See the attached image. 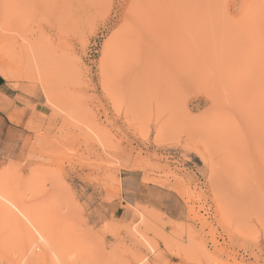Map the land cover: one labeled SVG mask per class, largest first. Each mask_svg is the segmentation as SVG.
I'll list each match as a JSON object with an SVG mask.
<instances>
[{
    "label": "rangeland",
    "instance_id": "374dc122",
    "mask_svg": "<svg viewBox=\"0 0 264 264\" xmlns=\"http://www.w3.org/2000/svg\"><path fill=\"white\" fill-rule=\"evenodd\" d=\"M0 76V264H264V0H0Z\"/></svg>",
    "mask_w": 264,
    "mask_h": 264
},
{
    "label": "bare ground",
    "instance_id": "6f19581e",
    "mask_svg": "<svg viewBox=\"0 0 264 264\" xmlns=\"http://www.w3.org/2000/svg\"><path fill=\"white\" fill-rule=\"evenodd\" d=\"M1 211H5V214L11 221L14 222L13 219H15L16 223L21 224L25 232L34 231V233L40 237L39 239L41 240V242L48 244V246L53 251L55 250L53 241L51 240L52 238H46L45 232L36 222V220L29 214L28 210L19 205L8 192L2 190L0 191V212ZM39 239H37L35 236L33 238V244L35 245L37 241L40 242ZM56 258L59 264H65L63 258L58 254L56 255Z\"/></svg>",
    "mask_w": 264,
    "mask_h": 264
},
{
    "label": "crops",
    "instance_id": "0c3cea01",
    "mask_svg": "<svg viewBox=\"0 0 264 264\" xmlns=\"http://www.w3.org/2000/svg\"><path fill=\"white\" fill-rule=\"evenodd\" d=\"M7 86L8 85L5 82V80L0 76V94L2 96V97H0V101H2V102L5 101V99H3V97L6 98L7 100H11L12 97L13 98L15 97V95L11 96L9 94ZM4 104H6V103L4 102ZM4 108L6 109V105H4ZM5 109L0 107V149H2L7 143L5 137H3V135H4V132H3L4 125L3 124H4V122L7 123V118H8V113H4V112H6ZM8 124H7V128H10V126Z\"/></svg>",
    "mask_w": 264,
    "mask_h": 264
}]
</instances>
